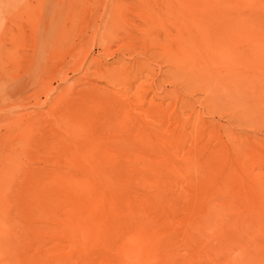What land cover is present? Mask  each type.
<instances>
[{
    "label": "rangeland",
    "instance_id": "rangeland-1",
    "mask_svg": "<svg viewBox=\"0 0 264 264\" xmlns=\"http://www.w3.org/2000/svg\"><path fill=\"white\" fill-rule=\"evenodd\" d=\"M0 20V264H264V0Z\"/></svg>",
    "mask_w": 264,
    "mask_h": 264
},
{
    "label": "clouds",
    "instance_id": "clouds-1",
    "mask_svg": "<svg viewBox=\"0 0 264 264\" xmlns=\"http://www.w3.org/2000/svg\"><path fill=\"white\" fill-rule=\"evenodd\" d=\"M3 26V21L2 20H0V27H2Z\"/></svg>",
    "mask_w": 264,
    "mask_h": 264
}]
</instances>
